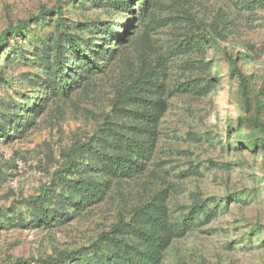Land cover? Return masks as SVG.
I'll return each mask as SVG.
<instances>
[{"label": "rangeland", "instance_id": "374dc122", "mask_svg": "<svg viewBox=\"0 0 264 264\" xmlns=\"http://www.w3.org/2000/svg\"><path fill=\"white\" fill-rule=\"evenodd\" d=\"M120 1L0 0V264H264V0Z\"/></svg>", "mask_w": 264, "mask_h": 264}, {"label": "trees", "instance_id": "16d2710c", "mask_svg": "<svg viewBox=\"0 0 264 264\" xmlns=\"http://www.w3.org/2000/svg\"><path fill=\"white\" fill-rule=\"evenodd\" d=\"M115 1H117V3H119V5L121 6L120 0H115ZM11 32L13 33L12 35H16L17 29L16 28L12 29ZM196 43H198L199 47H202L201 42H196ZM59 75H60V77L58 79L59 80L58 87L62 90V89H64L65 86H67V84L64 81V79L62 78V71L61 70H58L57 76H59ZM254 125L262 128V130L264 131L263 125L258 124L256 122L254 123ZM0 130H2V129H0ZM107 160H109L111 162L110 170L118 176H122L126 171H128L129 169L131 170L133 168V165H137L136 164L137 162H133L129 158H127L125 156H121V155L116 156L115 158H112V159L110 157H108ZM79 187L82 188L83 184H80L77 188H79ZM80 195H81V197L85 198L86 201H90V200H92V197L94 194H90V192L88 193L85 191ZM50 219H51L50 216L45 215L44 218L42 219V223L49 224ZM147 219L149 220V218H147ZM192 220L193 219L191 218L188 223L191 224ZM151 221L157 227L163 228L165 220L162 216H158V217H153ZM116 229L120 230V227L116 226ZM107 239L113 240V243H115L114 247L117 249V252H116L117 257L112 254V256H114L115 258L119 259L120 257H122L123 260L126 261L128 264H158L157 258L155 256L147 255V254H143V253H138V252L135 253L133 249H131L130 247L129 248L127 247V245L123 242V240H116V238L113 236L107 237ZM104 261H106L105 262L106 264H118V262H117L118 260L117 261H116V259L111 260L108 256H106L104 259L101 257V258H98L96 260H95V258H90L89 260H87L83 264H101ZM47 264H52V263L47 261ZM53 264H55V263H53Z\"/></svg>", "mask_w": 264, "mask_h": 264}]
</instances>
